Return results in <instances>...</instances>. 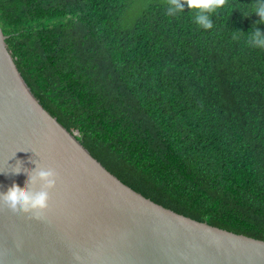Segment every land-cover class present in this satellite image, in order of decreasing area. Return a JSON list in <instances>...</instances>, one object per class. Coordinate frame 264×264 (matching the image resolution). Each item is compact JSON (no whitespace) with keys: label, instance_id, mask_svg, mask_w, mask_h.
<instances>
[{"label":"trees","instance_id":"obj_1","mask_svg":"<svg viewBox=\"0 0 264 264\" xmlns=\"http://www.w3.org/2000/svg\"><path fill=\"white\" fill-rule=\"evenodd\" d=\"M168 3L0 0V26L43 106L123 183L264 240V49L247 43L256 0H226L211 29Z\"/></svg>","mask_w":264,"mask_h":264},{"label":"water","instance_id":"obj_2","mask_svg":"<svg viewBox=\"0 0 264 264\" xmlns=\"http://www.w3.org/2000/svg\"><path fill=\"white\" fill-rule=\"evenodd\" d=\"M6 39L0 26V195L25 189L37 167L58 179L40 213L0 206V264H264V240L176 213L112 174L43 106Z\"/></svg>","mask_w":264,"mask_h":264},{"label":"clouds","instance_id":"obj_3","mask_svg":"<svg viewBox=\"0 0 264 264\" xmlns=\"http://www.w3.org/2000/svg\"><path fill=\"white\" fill-rule=\"evenodd\" d=\"M225 3L226 0H169L166 13L176 15L184 11L185 8L195 9L194 22L205 29H211L213 15ZM252 13H255L259 19L252 23L251 31L247 32V43L250 47L264 49V30L257 27V24H264V0H256ZM15 174L19 175L21 171ZM57 179L58 176L54 169L37 167L34 174L29 175L25 189L21 190L14 186L6 194L0 195V206L6 208L13 215L40 213L48 207L49 190L55 187Z\"/></svg>","mask_w":264,"mask_h":264}]
</instances>
